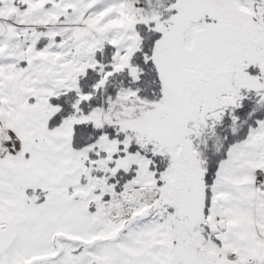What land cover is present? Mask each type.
Returning <instances> with one entry per match:
<instances>
[{
  "label": "snow or ice",
  "instance_id": "1",
  "mask_svg": "<svg viewBox=\"0 0 264 264\" xmlns=\"http://www.w3.org/2000/svg\"><path fill=\"white\" fill-rule=\"evenodd\" d=\"M0 264H264V0H0Z\"/></svg>",
  "mask_w": 264,
  "mask_h": 264
}]
</instances>
